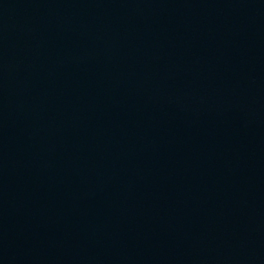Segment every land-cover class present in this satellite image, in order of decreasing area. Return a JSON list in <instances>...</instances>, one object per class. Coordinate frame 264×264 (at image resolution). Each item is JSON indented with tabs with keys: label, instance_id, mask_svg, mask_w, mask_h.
Wrapping results in <instances>:
<instances>
[{
	"label": "water",
	"instance_id": "95a60500",
	"mask_svg": "<svg viewBox=\"0 0 264 264\" xmlns=\"http://www.w3.org/2000/svg\"><path fill=\"white\" fill-rule=\"evenodd\" d=\"M0 264H264V0H0Z\"/></svg>",
	"mask_w": 264,
	"mask_h": 264
}]
</instances>
